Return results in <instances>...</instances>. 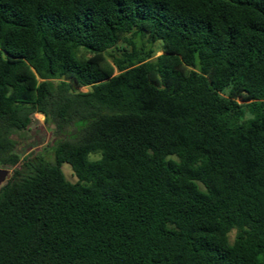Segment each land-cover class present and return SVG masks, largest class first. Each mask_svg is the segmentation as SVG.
I'll return each mask as SVG.
<instances>
[{"label":"trees","instance_id":"obj_1","mask_svg":"<svg viewBox=\"0 0 264 264\" xmlns=\"http://www.w3.org/2000/svg\"><path fill=\"white\" fill-rule=\"evenodd\" d=\"M0 168V264H264V0H0Z\"/></svg>","mask_w":264,"mask_h":264},{"label":"rangeland","instance_id":"obj_2","mask_svg":"<svg viewBox=\"0 0 264 264\" xmlns=\"http://www.w3.org/2000/svg\"><path fill=\"white\" fill-rule=\"evenodd\" d=\"M159 45L155 48H159ZM160 50V49H158ZM161 51L157 55H160ZM81 92H86L88 88L79 89ZM58 136L55 135L54 127L45 122V118L41 114H37L34 117V122L29 130L22 132L17 135L18 141V152L22 156L30 155L34 152L42 151L43 149L49 147V145L57 139ZM46 150V149H45ZM46 155V159L49 162L53 161V154L48 151H43ZM62 171L68 178L70 183H75L77 179L73 176L72 169L69 164L64 163L62 165ZM8 173L7 178L2 182L0 188L9 180L12 176V170L6 169ZM234 237V233L231 235Z\"/></svg>","mask_w":264,"mask_h":264},{"label":"water","instance_id":"obj_3","mask_svg":"<svg viewBox=\"0 0 264 264\" xmlns=\"http://www.w3.org/2000/svg\"><path fill=\"white\" fill-rule=\"evenodd\" d=\"M7 176H8V173L6 172V170H2L0 168V185L7 178Z\"/></svg>","mask_w":264,"mask_h":264},{"label":"clouds","instance_id":"obj_4","mask_svg":"<svg viewBox=\"0 0 264 264\" xmlns=\"http://www.w3.org/2000/svg\"><path fill=\"white\" fill-rule=\"evenodd\" d=\"M2 170H5V169H2Z\"/></svg>","mask_w":264,"mask_h":264}]
</instances>
